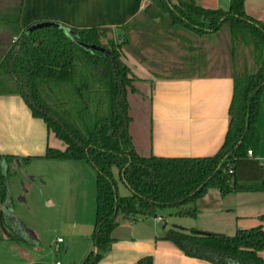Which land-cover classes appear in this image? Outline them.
Masks as SVG:
<instances>
[{
    "label": "trees",
    "instance_id": "16d2710c",
    "mask_svg": "<svg viewBox=\"0 0 264 264\" xmlns=\"http://www.w3.org/2000/svg\"><path fill=\"white\" fill-rule=\"evenodd\" d=\"M151 1L171 19L169 29L141 12L116 28L53 22L29 31L32 25H21L25 0H0V44L5 47L0 95H20L32 115L65 143L64 149L48 146L42 158L85 161L96 171L94 248L82 264L104 258L120 219L137 223L158 218L166 208L195 217L192 205L210 189L223 196L264 192L263 161L248 155L252 149L257 156L261 143L257 120L264 91V23L247 14L246 0H230L228 9L206 8L196 0ZM225 25L231 34L234 95L223 146L207 157L141 155L130 132L128 97L137 91L138 78L123 58L143 63L158 57L152 62L162 71L153 72L157 78L209 76L211 39ZM34 158L0 153V241L31 238L14 212L9 181L15 162L29 164ZM115 169L129 195H120ZM161 239L212 264H264L262 226L233 235L176 226ZM137 264H154V257L144 256Z\"/></svg>",
    "mask_w": 264,
    "mask_h": 264
},
{
    "label": "crops",
    "instance_id": "0c3cea01",
    "mask_svg": "<svg viewBox=\"0 0 264 264\" xmlns=\"http://www.w3.org/2000/svg\"><path fill=\"white\" fill-rule=\"evenodd\" d=\"M196 1L211 9H228L230 5V0ZM245 9L249 16L264 23V0H246ZM141 12L164 29L170 28L171 19L151 0H25L21 25L25 29L39 22H58L76 28H116ZM4 48L0 44V57ZM211 48L214 47L211 45ZM127 63L137 81L146 86L147 94H142V101L147 97L146 101L149 102L148 111L138 123L137 139L131 132L135 148L141 155L207 157L220 150L230 126V106L234 95V79L228 60L223 58L220 69L217 72L210 70L209 76L182 79L153 77V72L148 73L143 63L135 59ZM136 89L140 90L137 86ZM132 118L133 124L135 119ZM257 127L261 134L257 156L264 161V91ZM51 139L52 133H49L46 123L32 115L20 95H0L1 154L35 157L31 163L49 161L58 163L56 165L60 167H82L81 161L42 158L48 146H51ZM195 208L197 214L193 217L194 222L172 221L173 227L226 235L258 226L264 229V220L261 219L264 215V192L223 196L219 190L210 189L197 201ZM159 217L161 220L146 218L137 223L120 219L113 233L115 242L98 264H137L140 258L147 255L154 257V264H212L188 257L172 242L161 239L165 230L172 227L167 226L164 216ZM92 231L88 229L84 235L90 237ZM260 255L264 258V250Z\"/></svg>",
    "mask_w": 264,
    "mask_h": 264
},
{
    "label": "rangeland",
    "instance_id": "374dc122",
    "mask_svg": "<svg viewBox=\"0 0 264 264\" xmlns=\"http://www.w3.org/2000/svg\"><path fill=\"white\" fill-rule=\"evenodd\" d=\"M132 39L136 41L134 35ZM211 41L214 48L210 54V70L217 72L223 58L230 65L231 34L228 26L214 34ZM144 52L153 57L151 51L147 52L146 49ZM153 58L159 60L158 57ZM153 58L143 62V65L148 73H162L152 64ZM123 59L126 62L134 60L131 56ZM136 72L139 74V71ZM135 85L140 90L130 92L128 97L130 115L135 119L130 132L137 139L138 123L148 111L149 102L145 96L146 100L142 101V94H147L146 86L138 81ZM51 146L64 149L65 143L52 134ZM56 164L34 161L29 164L15 162L11 166L9 188L13 209L20 225L31 238L11 240L6 237L1 240L0 264H82L91 251L89 249L94 248L91 237L84 233L88 229L94 230L96 220V171L85 161H81L82 167L78 169L75 165L60 167ZM114 172L120 195H129L131 191L120 179L118 170ZM196 203L192 206H196ZM176 211V208L161 211L160 215L166 218L167 226L173 227L172 221L194 222L192 216L176 217ZM59 238L63 241L59 242Z\"/></svg>",
    "mask_w": 264,
    "mask_h": 264
},
{
    "label": "water",
    "instance_id": "95a60500",
    "mask_svg": "<svg viewBox=\"0 0 264 264\" xmlns=\"http://www.w3.org/2000/svg\"><path fill=\"white\" fill-rule=\"evenodd\" d=\"M53 24H54L53 22H39V23L33 24L29 28V31H32V30L38 29V28H42V27H45V26L53 25Z\"/></svg>",
    "mask_w": 264,
    "mask_h": 264
},
{
    "label": "built area",
    "instance_id": "2783aa9c",
    "mask_svg": "<svg viewBox=\"0 0 264 264\" xmlns=\"http://www.w3.org/2000/svg\"><path fill=\"white\" fill-rule=\"evenodd\" d=\"M248 155H249L250 157H256V158L260 159L258 156H256V155L254 154V152H253L252 149H249V150H248ZM263 165H264V161H263ZM158 219L161 220V217H158ZM58 241H59V242H62L63 240H62V238H59ZM57 264H59V263H57Z\"/></svg>",
    "mask_w": 264,
    "mask_h": 264
}]
</instances>
